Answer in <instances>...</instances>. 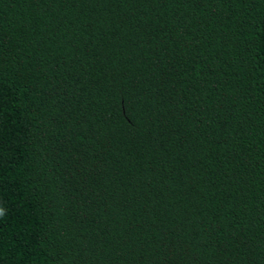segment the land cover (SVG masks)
<instances>
[{
    "label": "trees",
    "instance_id": "obj_1",
    "mask_svg": "<svg viewBox=\"0 0 264 264\" xmlns=\"http://www.w3.org/2000/svg\"><path fill=\"white\" fill-rule=\"evenodd\" d=\"M0 264H264V0H0Z\"/></svg>",
    "mask_w": 264,
    "mask_h": 264
}]
</instances>
